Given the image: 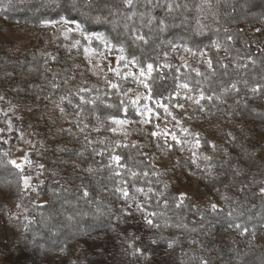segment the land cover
<instances>
[{
	"label": "trees",
	"instance_id": "obj_1",
	"mask_svg": "<svg viewBox=\"0 0 264 264\" xmlns=\"http://www.w3.org/2000/svg\"><path fill=\"white\" fill-rule=\"evenodd\" d=\"M133 10L157 20L141 25L137 16L125 29L124 14ZM161 19L168 25L163 30ZM45 20L79 23L83 31L100 34L102 41L92 38V46L123 53L138 70L145 68L140 79L150 85L152 99L140 106L162 113L159 101L181 122L166 126L182 142L168 140L164 166L159 153L166 146L151 135L153 125L134 139L112 131V117L141 118L136 106L128 103L125 113L120 103L129 99L123 95L129 81L108 72L95 79L82 37L76 47L62 39L49 46ZM185 83L188 88L179 87ZM233 83L239 91L221 95ZM81 88L90 90L80 93L84 101L77 95ZM201 92L205 99L198 105ZM61 96L72 103H60ZM0 97V106L20 111L13 137L29 130L33 159L43 166L39 175L16 168L0 141V264H264V0H139L133 6L123 0H0ZM182 128L199 133L198 147ZM25 176L35 187L24 188ZM124 181L147 212L162 213L149 217L161 227L148 226L135 202L132 215L123 213L126 201L116 189ZM150 187V199L136 191ZM181 194L185 199L177 207ZM94 234L112 236L115 247H92Z\"/></svg>",
	"mask_w": 264,
	"mask_h": 264
},
{
	"label": "rangeland",
	"instance_id": "obj_2",
	"mask_svg": "<svg viewBox=\"0 0 264 264\" xmlns=\"http://www.w3.org/2000/svg\"><path fill=\"white\" fill-rule=\"evenodd\" d=\"M44 27L46 29L45 38L49 46H54L58 40L62 39L66 42L67 46L76 47L78 44L77 37H82L86 40L87 44L83 48L84 60L88 67V72L95 79L103 78L108 72L109 74L114 75L116 78L129 81L128 85L132 90L131 92H128L129 97L134 98L135 96L140 95L143 99L144 96L148 95V90L142 83L138 82V79H134L133 76H124V73L132 72L136 74V77H139V70L134 67L130 59L125 57L123 53L111 54L108 49H106V47H103V50H98L96 47L92 46V38L102 41L99 33H88L82 29L78 30L76 28V22L63 23L60 21L54 25H44ZM94 34H99V38H97V36ZM117 71H119L120 75H117ZM167 108L168 113H171V107L167 106ZM162 109V113L153 110V113L158 112L159 116L157 117L155 114H153L151 116V123H142V118L133 120L132 123L125 125L114 123L115 126L113 129H116L114 131L115 135L119 138L134 139L137 138L138 134H140L139 130L153 125V132L161 133V135H158L159 138L164 139L166 136L168 140H172L170 133L166 130V126L179 127L181 122L177 119H173L172 114L169 115L165 112L164 108ZM178 109H180V107H178ZM19 115L20 111L15 108V106H11L9 108L0 106V129H2V131H0V141L7 143L6 150L11 161L15 160L17 164H22L23 166L31 169L36 175H39L38 171L40 167L33 159L34 156H36V153L34 152L35 140L32 133L29 130L19 131L17 132L16 137H13L12 125L18 119ZM190 124L196 125L197 127L200 126L198 121H190ZM157 125H159L158 128ZM176 136L182 142L180 136ZM13 139L14 142L10 143ZM169 151L170 149L165 147L162 152L159 153V164L161 166L166 164L165 157L169 154ZM30 178L31 179L29 180V183L34 181L32 177ZM90 244L92 247H115L112 236L110 235L103 238L98 234H94L91 237Z\"/></svg>",
	"mask_w": 264,
	"mask_h": 264
},
{
	"label": "snow or ice",
	"instance_id": "obj_3",
	"mask_svg": "<svg viewBox=\"0 0 264 264\" xmlns=\"http://www.w3.org/2000/svg\"><path fill=\"white\" fill-rule=\"evenodd\" d=\"M123 2H124L126 5H128V6H133L135 3H138L139 0H123ZM145 2H146V3H150L151 0H145ZM173 2H175V0H173ZM225 2H227V0H225ZM90 6H91V5L89 4L88 7H90ZM209 6H210V5H209ZM167 7H168L169 12H172V11H173L172 3H169V4L167 5ZM179 7H180L179 3H176V8L178 9ZM185 7H186V6H185ZM112 11H115V10H112ZM137 16L139 17V23H140L141 25H144V21H145V19H147V26H151V25L153 24V22L157 20V17H155L154 15H152L151 12H137V11L133 10V11L127 13V14H124L125 22H124V24H123V27H124L125 29L129 28V26H130L131 24L134 23V18L137 17ZM96 19L99 20V17H97ZM62 22H63V23H68V21H62ZM42 23H44L45 25H50V24L54 25V24L57 23V21H53V20H45V21H42ZM117 23H118V22H117ZM198 23H199V21H198ZM81 27H82V26H81L79 23H76V28H77L78 30L81 29ZM167 27H168V25H166V24L164 23L163 19H161V20H160V28L163 30V29H165V28H167ZM201 27H203V25H201ZM257 31H259V29H257ZM94 35H96L97 38H99V34H94ZM228 38L231 39L230 36H229ZM136 39H138V40H144L145 37H144L143 35H138V36H136ZM213 44H214V46H215L217 49H219L220 46H221V45H220L218 42H216V41H214ZM186 50L190 51V49H186ZM121 51H123V48H121ZM201 54L203 55V53H201ZM53 59H54V57H53ZM133 62H135V58H134ZM207 63H208V67H209V68H212V62H211L210 59L207 61ZM253 63H255V61H253ZM125 66H126V65H125ZM224 67L226 68L227 66L224 65ZM237 67H244V65H239V64H238ZM110 70H111V69H110ZM152 70H153V65L149 63V64L147 65V73H148V75L151 74ZM145 72H146L145 68L141 67V68L139 69V77H136V74H135V73H132V72L124 73V76H125V77H127V76H133L134 79H139L140 83H142L146 89H149V95L144 96L143 99H144L145 101H150V100L152 99L151 94H150V85L147 83L146 79H140V78L145 77ZM117 75H120L119 71H117ZM109 83H110V86H111L112 88H114V89L119 87V85L116 84V83H111V82H109ZM245 83H246V82H245ZM53 87H56V85H53ZM179 87H180V88H185V89H186V88L189 87V85H188L187 83H185V84H181ZM260 87H261V86H260L259 84L256 85V87L252 89V92H253V93L258 92L259 89H260ZM232 90H235V91H237V92L239 91V88H237V85H236L235 83L231 84L230 87H225V88H223V89H222V92H221V95H226L229 91H232ZM87 91H90V90H89V89H83V88H81V89L78 90L77 95H79V98H80L81 101H84L85 98H84L83 95H80V93L87 92ZM131 91H132V90L129 89V92H131ZM123 95L128 96V93L126 92V93H124ZM176 95H180L179 91H177ZM206 98H207L209 101H211V100L213 99L212 96H208V97H206ZM0 99H2V97H0ZM96 99H99V97H97ZM141 99H142V97H141L140 95H137V96H135L134 98L129 97L128 101L121 100L120 103H121V105H123V110H124L125 113L128 111V103H130V104L133 105V106H136V107H137V113H138V115L142 118L141 122H142V123H151V116H152L153 114H155V115L158 117V116H159V113H158V112H157V113H153V109H152V107H150L147 103H145L143 106H140V101H141ZM201 99H205V96L203 95L202 92H201L199 98H197V99L195 100V103L199 105ZM216 99H217V100H220V99H221V96H216ZM65 100H67L69 104L72 103L71 99H70L68 96H61V97L59 98L60 103H63ZM90 102L94 104V103H95V99H93V100L90 101ZM221 102H224V101H221ZM53 103H56V102L54 101ZM157 106H158V107H161V108H164L165 112L168 113L167 105L162 104V103H160L159 101H157ZM175 106H176V107H180V108H183V107H184L182 104H177V105H175ZM57 107H59V110H60L61 113H64L65 110H64L63 107H60L59 104H57ZM76 107H79V106L77 105ZM200 107H201V110H203V105H200ZM146 114H147V115H146ZM168 114L171 115V113H168ZM110 119H112L114 123L119 124V125H125V124H128V123H132V121L123 120V119H121V120H117V119H115L114 117H112V118H110ZM173 119H175L174 116H173ZM97 120H99V117H97ZM85 126L87 127V125H85ZM158 127H159V125H157V128H158ZM97 130H99V129H97ZM115 130H116V129H112V131H115ZM0 131H2V129H0ZM69 131H70V130H69ZM81 131H83V129H81ZM181 131H182L183 133H185V134L193 135V137H194V139H195L196 146L198 147V146L200 145V139H201V137H200L199 133L191 134V133H189V130H188L187 128H182ZM151 135H153V136H158V135H161V133L153 132V133H151ZM170 135H171V139H172L173 141H176L177 144H180V143H181V141H180L179 138L175 135L174 132L171 133ZM229 135H231V133H229ZM163 145L166 146L168 149H171V148H172V144L169 143V141H168V139H167L166 136H165V138H164V140H163ZM125 146H126V145H125ZM158 146H159V145H158ZM133 147H142V145L133 144ZM213 147H215V145H213ZM181 150H183V149H181ZM193 155L195 156V153H193ZM111 159H112L113 161H115V162L118 163V162L121 160V157L118 156V155H113V156L111 157ZM204 159L207 161V160L210 159V157L205 156ZM10 163L14 164V165L16 166V168H22V167H23L22 164H17L15 160L10 161ZM193 163H195V160H193ZM40 167H43V166L41 165ZM210 168H211V165H209V170H210ZM88 171H89V172H92L93 169H92V168H89ZM155 174H156V173H153V175H155ZM132 175L135 176V175H137V174H136L135 172H133ZM143 175H144V176H147L148 173L145 172V173H143ZM30 179H31V178L28 177V176H25V177L23 178V183H24V188H25V189H27V188H29V187H35V186H31V185L29 184V180H30ZM149 183H151V182L149 181ZM123 184H124L123 187H121V188H117V189H116V191L119 192V193L122 195V197L124 198V200L126 201V206L122 209L123 213L126 214V215H132V211H130V209H131V207H132V202H135V203H136V209H135V210H136V211H140V212H142V213H145V215H144V219L146 220V223H147L148 226H150V227H155V228H159V227H161V225H160L159 223H154L153 219H151V218H149V217H156L157 215H162V213H157V212H150V213H149V212H147V208H146V205H145L144 203L139 202L134 196H130V195H129V192H128V190H127V181H124ZM165 188H167V184H165ZM136 191H137V192H140V193H143L144 196H145L146 198L150 199V197H149L148 194H149L150 192H154V189H152V188L150 187L147 191H145L143 188H138V189H136ZM260 191H261L262 193H264V188H261ZM155 194H156L157 196L163 195V193H155ZM88 195H89L88 192L85 191V192H84V197H87ZM184 199H185V194H181V196L179 197V201H180V203L177 204V207H179L180 204H182V202H183ZM164 205H165V207L167 206V201L164 202ZM211 207H212L213 210H216V207H217V206L213 204ZM229 215H231V213H229ZM69 219H71V217H69ZM117 219H120V217H117ZM164 226L167 227L168 225L165 224ZM176 226L179 227V225H176ZM237 227H240V226L237 225ZM25 228H26V230H27V226H25ZM247 231H248V229L245 228V229H244V232H247ZM162 238H163V237H162ZM155 242H156V241H153V243H155ZM171 246H172V244L170 243V244H169V247H171ZM140 251H141L140 249H137L136 252H133L132 254H133V255H136V253H137V252H140ZM202 264H207V261H203Z\"/></svg>",
	"mask_w": 264,
	"mask_h": 264
}]
</instances>
